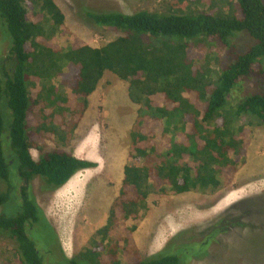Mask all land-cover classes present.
Segmentation results:
<instances>
[{
  "label": "trees",
  "instance_id": "trees-1",
  "mask_svg": "<svg viewBox=\"0 0 264 264\" xmlns=\"http://www.w3.org/2000/svg\"><path fill=\"white\" fill-rule=\"evenodd\" d=\"M26 1L0 0V30H6L8 42L0 60V240L15 244L4 264H192L206 260L224 238L243 232L257 254L254 239L264 235V193L238 200L208 226L178 234L148 258L141 256L132 229L113 243L106 241L119 226L139 218L152 193L215 194L231 182L247 155L243 119L264 126V88L238 102L231 99L250 78L264 79L261 1L234 0L238 11L230 12L223 10V0H171L162 13L82 8L85 20L121 35L102 47L77 39V44L56 46L57 51L45 40L42 14L30 12ZM31 1L42 4L55 31L64 24L53 0ZM240 32L255 40L244 53L235 44ZM206 46L229 52L228 62L219 58L212 65ZM107 72L130 84L129 97L140 106L130 132L131 162L124 166L107 223L97 231L102 240L68 259L33 184L38 179L41 193H53L98 164L62 148L45 152L39 132L60 136L50 126L59 121L50 106L59 104L62 116L76 114L78 103L85 110ZM55 79L66 87L65 94L48 86ZM35 80L42 87L37 96ZM33 149L42 152L38 160ZM53 248L57 258L49 256Z\"/></svg>",
  "mask_w": 264,
  "mask_h": 264
},
{
  "label": "rangeland",
  "instance_id": "rangeland-1",
  "mask_svg": "<svg viewBox=\"0 0 264 264\" xmlns=\"http://www.w3.org/2000/svg\"><path fill=\"white\" fill-rule=\"evenodd\" d=\"M30 1H26L25 4L34 15L42 14L39 21L41 25L46 26L45 40L49 44L52 43L50 46L55 49L54 51H57L56 46L67 47L77 44V39L94 47H102L121 35L113 28L98 27L85 20L82 8L117 10L125 14L139 11L162 13L171 2V0H53L65 16L64 24L55 31L47 13L41 10L42 4ZM231 1L233 6L230 5ZM222 2L224 4L222 8L226 12L238 11V4H234V0ZM1 30L0 60L5 57L8 45L6 37L3 36V32L6 35V30L3 28ZM236 35L238 37L235 44L241 45L239 53L246 52L255 44V40L247 32ZM206 49L212 65L216 64L219 58L223 63L228 62L229 52L207 46ZM36 80L34 84L36 86L37 83V87L33 90L35 96L42 91L40 82ZM249 81L253 84L251 85ZM249 81L237 88L234 97H231L233 103L263 90L264 86L260 83L264 82V79L252 77ZM51 85L55 86L60 94L67 92L59 79L48 83V86ZM129 85L127 81L107 72L97 90L89 97L85 110L78 103L76 114L68 111L62 116L58 109L59 104L50 106L48 111H54V114H57L54 118L59 119L56 123H50V126H56L60 136L43 133L42 130L39 132L44 139L45 152L62 148L70 154L86 155L85 157H88L86 160L91 158L98 164L96 168L80 171L68 184L53 193H41L38 179L33 184L38 204L54 227L68 259L84 252L86 247H95L94 245L102 240L97 236V231L107 223L111 206L119 195L124 166L131 162L130 132L140 106L131 101ZM63 101L67 102V99ZM40 112L41 108L36 111L38 118L42 116ZM78 114L81 115L80 118H77ZM243 120L248 129L247 155L239 162L238 170L229 184L215 194L152 193L139 218L128 220L119 226L115 230L117 234L106 242L113 243L114 240L130 234L132 229L130 236L134 238L141 256L148 258L163 250L178 234L208 226L238 200L264 193V126L249 118ZM43 126L44 123L40 128L44 129ZM31 153L38 160L42 152L33 149ZM262 217L264 218V214ZM247 234L243 232L235 238L231 236L224 238L222 244L211 248V254L206 260H195L192 264H264V235L256 234L255 254L250 251L247 244L249 241L246 238ZM40 244L44 245V240L40 239ZM14 248L15 244L9 239L0 240V264H4L5 255ZM53 250V255L49 256L57 258L58 252L55 248ZM258 250L261 253L258 254Z\"/></svg>",
  "mask_w": 264,
  "mask_h": 264
},
{
  "label": "crops",
  "instance_id": "crops-1",
  "mask_svg": "<svg viewBox=\"0 0 264 264\" xmlns=\"http://www.w3.org/2000/svg\"><path fill=\"white\" fill-rule=\"evenodd\" d=\"M72 155L75 156V157H77V158H80V159L88 158V157H85L86 155H76V154H72ZM92 156H93V155H92ZM85 160H86V159H85ZM87 160L93 161L91 158H90V159H87ZM93 162H94V161H93ZM71 180H72V179H71ZM71 180H70V181H71ZM70 181H69V182H70ZM69 182H68V183H69ZM68 183H67V184H68ZM95 245H96V244H95ZM95 245H94V246H95ZM86 248H88V247H86ZM86 248H85V249H86ZM74 258H75V257H74Z\"/></svg>",
  "mask_w": 264,
  "mask_h": 264
},
{
  "label": "water",
  "instance_id": "water-1",
  "mask_svg": "<svg viewBox=\"0 0 264 264\" xmlns=\"http://www.w3.org/2000/svg\"><path fill=\"white\" fill-rule=\"evenodd\" d=\"M260 1H261L262 5L264 6V0H260Z\"/></svg>",
  "mask_w": 264,
  "mask_h": 264
}]
</instances>
